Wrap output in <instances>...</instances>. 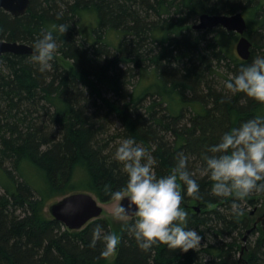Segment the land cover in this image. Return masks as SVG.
Listing matches in <instances>:
<instances>
[{
    "label": "trees",
    "instance_id": "trees-1",
    "mask_svg": "<svg viewBox=\"0 0 264 264\" xmlns=\"http://www.w3.org/2000/svg\"><path fill=\"white\" fill-rule=\"evenodd\" d=\"M238 11L252 43L246 60L233 50L236 33L193 28L201 13ZM87 13L95 21L89 36L80 27ZM58 24L69 27L53 31L59 48L51 70L39 71L33 53L0 55V264H238L256 218L252 207L264 203V193L214 196L200 169L225 132L264 116V104L232 94L218 79L264 57V0H30L18 16L0 8V40L32 47ZM148 70L150 92L137 85ZM126 138L150 153L157 177L173 172L179 153L188 157L200 199L178 184L186 227L201 236L197 250L156 243L143 251L127 223L97 218L69 230L44 210L47 199L78 191L110 201L127 182L114 158ZM233 202L242 215L231 213ZM97 225L119 238L112 262L101 256V242L89 247ZM253 234L242 256L245 264H264L260 224Z\"/></svg>",
    "mask_w": 264,
    "mask_h": 264
},
{
    "label": "clouds",
    "instance_id": "clouds-1",
    "mask_svg": "<svg viewBox=\"0 0 264 264\" xmlns=\"http://www.w3.org/2000/svg\"><path fill=\"white\" fill-rule=\"evenodd\" d=\"M68 27L66 24L53 25V30L43 31L33 42L31 61L38 65L39 71L51 70L50 62L58 51L53 31L63 35ZM224 87L232 94L244 93L264 104V57L241 65L238 74L225 81ZM207 152L211 155H204L200 172L212 182V195L225 197L235 193L236 199L242 200L253 192L264 193V116L245 120L225 132ZM114 158L123 165L127 182L121 190L110 193L117 201L112 215L127 223L126 231L138 247L148 251L154 244L162 243L172 250H197L201 236L186 227L189 215L181 208L183 196L178 184L179 180L186 186L188 197L200 199L199 184L188 171V157L179 153L173 172L157 177L150 153L134 139L126 138L116 148ZM125 198L127 209L119 203ZM133 205L135 211L129 212ZM65 210L73 209L68 205ZM231 213L242 215L241 204L233 202ZM98 241L103 244L101 256L108 257L116 252L117 235L105 233L99 225L93 230L89 247H95Z\"/></svg>",
    "mask_w": 264,
    "mask_h": 264
},
{
    "label": "water",
    "instance_id": "water-1",
    "mask_svg": "<svg viewBox=\"0 0 264 264\" xmlns=\"http://www.w3.org/2000/svg\"><path fill=\"white\" fill-rule=\"evenodd\" d=\"M30 0H0V8L13 16L22 15L28 8ZM221 26L227 31H233L239 35L236 43V52L240 58L246 60L250 56L252 43L245 35L247 27L245 17L238 11L232 14H209L201 13L198 15L197 22L193 25L194 29H211ZM3 53L26 54L33 53L30 45L17 42L0 40V55ZM121 205L128 208L127 198L120 201ZM71 205L73 210L66 211V206ZM135 211L133 205L129 212ZM49 214L59 221L69 230L82 229L90 221L97 219L103 212V207L98 203L97 198L90 192L78 191L62 196L57 201L49 204ZM254 212V211H252ZM260 223L264 230V210L256 217L251 228L246 230L243 240H246L249 233ZM245 246L243 245L238 257V264L245 262L243 258Z\"/></svg>",
    "mask_w": 264,
    "mask_h": 264
},
{
    "label": "rangeland",
    "instance_id": "rangeland-1",
    "mask_svg": "<svg viewBox=\"0 0 264 264\" xmlns=\"http://www.w3.org/2000/svg\"><path fill=\"white\" fill-rule=\"evenodd\" d=\"M94 23H95L94 16L92 14H90V13L85 14L84 17L81 18L80 27H81L82 32L84 33V35H86V36L90 35V28L94 25ZM203 30H205V29H203ZM238 37L239 36L237 35L236 40H234V42L232 44L233 50L235 52H236L235 45H236ZM222 73H224V72H222ZM152 76L153 75H152V72H150V70H148L146 73H144L142 76H140L138 81H137V85L139 86V88H142V87L146 88V90L148 92L154 91L153 88H148V87H150L151 83L154 82V79H153ZM218 79L220 80V84H224V82L226 81V80H224V75L220 76ZM61 197H62L61 195H58V196H55L53 198L47 199V201L45 203L44 210L47 212L48 215H50L49 212H48L49 204L53 203L54 201H57ZM95 197L97 198L98 203L103 207V212L98 218L107 219L112 224L113 227L121 225L123 223H126L125 221L117 220L112 215V210L116 206L117 201H115L114 199H111L110 201L104 202V201H101L97 196H95ZM262 201H263V199L258 201V203H256V205L252 207V211H254V213L252 215L253 217L258 216L264 210V203ZM187 204L189 205V209H194L193 207L197 205L196 202H188ZM128 222H130V221H128ZM254 239H255V236L254 235H250L248 240H247V242L246 241L243 242V240L241 241L240 247L243 244H248L250 242H253ZM118 240H119V238H118ZM116 252H117V249H116ZM116 252L114 254H112V255L107 257V262H112L114 260V258L116 257ZM238 257H239V252L236 253V258H238ZM245 263H246V261L243 262L242 264H245Z\"/></svg>",
    "mask_w": 264,
    "mask_h": 264
},
{
    "label": "bare ground",
    "instance_id": "bare-ground-1",
    "mask_svg": "<svg viewBox=\"0 0 264 264\" xmlns=\"http://www.w3.org/2000/svg\"><path fill=\"white\" fill-rule=\"evenodd\" d=\"M216 27H217V26H216ZM220 27H221V26H220ZM211 29H212V28H211ZM198 30H201V29H198ZM202 30H203V29H202ZM225 30H226V29H225ZM229 32H233V31H229ZM234 33H235V32H234ZM236 34H237V33H236ZM237 35H238V34H237ZM238 36H239V35H238ZM237 40H238V39H237ZM5 41H8V40H5ZM9 42H12V41H9ZM17 42H18V41H17ZM236 43H237V42H236ZM26 44H27V43H26ZM235 49H236V45H235ZM236 53H237V52H236ZM238 56H239V55H238ZM195 207L197 208V210L199 209L197 206H195ZM251 214H253V212H252ZM256 217H257V216H256ZM255 219H256V218H255ZM254 221H255V220H254ZM258 224H260V223H258ZM258 224H257V227H258ZM260 225H261V224H260ZM257 227H256V228H257ZM249 228H251V227H249ZM256 228H255V229H256ZM253 230H254V229H253ZM253 230H252V231H253ZM245 233H246V232H245ZM250 233H251V232H250ZM250 233H249V234H250ZM244 235H245V234H244ZM253 235H254V234H253ZM248 236H249V235H248ZM246 240H247V239H246ZM246 240H243V242L246 241ZM243 245L245 246V244H243ZM243 245H242V246H243ZM245 247H246V246H245ZM241 248H242V247H241Z\"/></svg>",
    "mask_w": 264,
    "mask_h": 264
}]
</instances>
